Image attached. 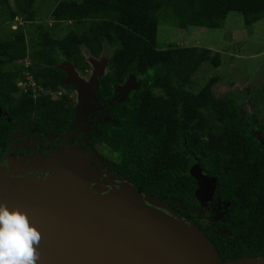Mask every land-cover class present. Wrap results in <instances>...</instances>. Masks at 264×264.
Listing matches in <instances>:
<instances>
[{
    "label": "trees",
    "instance_id": "1",
    "mask_svg": "<svg viewBox=\"0 0 264 264\" xmlns=\"http://www.w3.org/2000/svg\"><path fill=\"white\" fill-rule=\"evenodd\" d=\"M35 1L0 0V26L9 23L0 36V156L13 130L31 119L37 131H68L75 115L72 87L63 83L66 72L58 65L64 61L84 72L87 57L107 53L95 93L105 101L109 119L97 123L99 133L91 132L88 141L97 143L115 171L139 191L186 216L196 205L189 167L197 157L203 172L217 178L216 192L229 205L225 225L231 237H210L221 260L264 254V142L259 136L264 139V124L243 108L244 93L215 95L218 76L195 87L201 65L219 66L220 52L156 46L164 17H174L180 28H219L230 11H238L251 25L264 19V0H50L51 21L70 24L56 34V24L44 27ZM15 18L23 22L12 28ZM27 34L33 36L30 46ZM27 77L33 84L23 90L18 82ZM129 77L137 85L122 100L114 99L117 86Z\"/></svg>",
    "mask_w": 264,
    "mask_h": 264
},
{
    "label": "water",
    "instance_id": "2",
    "mask_svg": "<svg viewBox=\"0 0 264 264\" xmlns=\"http://www.w3.org/2000/svg\"><path fill=\"white\" fill-rule=\"evenodd\" d=\"M59 155V163L38 169L0 164V202L25 212L41 232L37 264H264V254L221 260L194 222L127 176L101 171L78 148ZM189 173L197 198L209 200L217 178L203 173L197 157Z\"/></svg>",
    "mask_w": 264,
    "mask_h": 264
},
{
    "label": "rangeland",
    "instance_id": "3",
    "mask_svg": "<svg viewBox=\"0 0 264 264\" xmlns=\"http://www.w3.org/2000/svg\"><path fill=\"white\" fill-rule=\"evenodd\" d=\"M34 4L38 7L39 19L46 21L44 27L56 24L57 26H54L56 29L53 28L55 34L57 32H63L67 27H70V24L67 22L54 23L51 21L49 18V9L53 6L52 1L36 0ZM22 22L21 18H15L11 23V27L15 28L17 25L22 24ZM8 24L5 25L3 23L0 26V36L8 31ZM32 38L33 36L31 34H27V43L29 46ZM171 44L180 46H201L220 52L221 64L219 66L213 67L208 62L201 65L193 77L195 87L204 85L211 76H218L219 80L214 85L215 95L223 97L231 92L244 93L246 97L242 102L243 108L249 112H256L259 120L264 124V19H259L251 25H246L240 12L230 11L222 27L208 28L190 25L186 28H180L176 24L174 17H164L159 20L157 25L156 46L157 48H165ZM83 52H85V49H83ZM84 54L86 55V53ZM87 58L88 69L84 72L77 71L64 61H61L58 65L66 72L65 83L72 87V89H68V91L72 105L76 111L73 124V130L75 131L73 132H81L83 136L87 135L89 131V127L87 126L88 121L86 119L89 112H91L93 108L95 109L98 107L100 109L104 107L105 102L96 95L95 90L98 77L106 71L105 62L107 53H102L98 58ZM18 85L24 90L28 85H32V82L30 78L27 77L26 80L19 81ZM136 85V80L133 77H129L124 84L117 86L114 99L122 100L128 90ZM259 91L261 93H259ZM58 94L59 92L57 95ZM94 102H96L97 105H95ZM18 135L19 133H16L12 136L11 140L13 143L10 145L7 152L3 154L1 159L5 156H9V151L15 149V147L18 146L17 143L26 140L25 137H23L25 140L19 139ZM259 136L264 142L260 134ZM71 137L72 134L66 133L58 138L54 144L57 146L60 144V146L58 151L52 153V155L56 153L55 155L49 156L52 157L50 161L47 160L49 157L46 158L37 153H35L36 155L30 153L19 162L27 164V166L35 165L38 167L46 166L47 164H56L59 163L60 160L59 152L61 148H78L83 150L91 162H93V165L112 172L110 156L106 153H102L97 143L90 147L86 144V141H84L83 147L80 148L78 144L68 145L65 143ZM32 150H35V148ZM16 153L17 152L14 154ZM31 155L34 156L31 157ZM19 166L25 167L22 165ZM212 209H215V211L220 210L218 204L214 203L213 205L210 201L201 203L197 200L195 207L190 213L191 218H189V220L194 223H213V214H209ZM221 233L227 238L231 237L227 231H222Z\"/></svg>",
    "mask_w": 264,
    "mask_h": 264
},
{
    "label": "flooded vegetation",
    "instance_id": "4",
    "mask_svg": "<svg viewBox=\"0 0 264 264\" xmlns=\"http://www.w3.org/2000/svg\"><path fill=\"white\" fill-rule=\"evenodd\" d=\"M69 98H70L69 101L72 104L70 95H69ZM101 100L104 101L103 99H101ZM94 103H95V105H97L96 102H94ZM93 109L91 110V112H89V114H88V116L86 118L87 121H88V122L87 121L86 122H87V126L89 127V131H88L87 135H85V136H83V133H81V132H79V133H74L73 132V131H75V130H73L74 118H73L72 122L68 126V131H66V130L65 131H59V130H56L54 128H49V127H45V128H42V129L37 131V130L34 129V123H33L32 119L28 122L27 125H20L18 128L13 130V132L11 134V137H10V142H9L8 147H7V150L9 149L10 145L13 143L12 140H11L12 136L15 135L16 133H19V135H18L19 139L23 140L24 139L23 137H25L26 140L24 139L25 141H23L21 143H17L18 146L15 147V149L9 151L10 155L7 156V157L5 156L6 158L4 157L3 159H1L3 154H5L7 152V150H6L0 156V164L7 165V163L10 162V168L15 169V170H21V169H24V170L26 169L27 170L29 168L38 169L40 167L35 166V165L27 166V164H23L22 162H19V161L22 158H24L25 156H28L30 153L34 154V155H36L35 153H37V154H40L41 156H45L46 158H48L49 156L52 155L53 152L58 151V148H59L60 144L57 146L54 143L58 140V138L60 136H62L63 134H66V133L72 134V137L65 142L68 145L78 144L79 147L82 148L84 141H86V144L88 146H90V147L93 146V144L88 141V137H89L90 133L93 132V131L95 133H99V129L97 127V123L102 124L103 122H105V121H107L109 119L108 111L106 109L105 103H104V107H102L100 109L98 107H96L94 109V111H93ZM74 112L76 114L75 109H74ZM74 117H75V115H74ZM14 131H16V132H14ZM34 148H35V150H32ZM15 152H17V153L14 154ZM34 155H31V157L34 156ZM110 164L112 165V172H109L106 169H102L101 167L99 169L101 171H103V172L107 171L109 175H112V174L122 175L121 173L115 171V169L113 168V163L111 162V160H110ZM19 165H22V166H25V167H21ZM197 200L200 201L201 203L206 202V201H201L198 198L196 199V201ZM207 201H210V203H213V205H214V203L218 204L220 210L219 211H215V209L214 210L212 209L209 212V214L210 213L213 214V216H212L213 223H210V222H206V223H204V222L203 223L202 222H195V224L204 232V234L209 239L213 235L214 236H216V235L217 236H222L224 238H227L221 232L222 231H227L229 233V231L227 229V225H225V223L227 222L228 218H230L229 212H228V207H229L228 202L220 198V196L216 192V188H215V192H214L213 196ZM194 207L195 206H193V208ZM192 209H190L189 214L187 216L186 215H182V214H180V215L185 216L186 218L189 219V218H191L190 217V213H191Z\"/></svg>",
    "mask_w": 264,
    "mask_h": 264
},
{
    "label": "clouds",
    "instance_id": "5",
    "mask_svg": "<svg viewBox=\"0 0 264 264\" xmlns=\"http://www.w3.org/2000/svg\"><path fill=\"white\" fill-rule=\"evenodd\" d=\"M41 240L25 212L0 202V264H37Z\"/></svg>",
    "mask_w": 264,
    "mask_h": 264
},
{
    "label": "built area",
    "instance_id": "6",
    "mask_svg": "<svg viewBox=\"0 0 264 264\" xmlns=\"http://www.w3.org/2000/svg\"><path fill=\"white\" fill-rule=\"evenodd\" d=\"M33 84V83H32Z\"/></svg>",
    "mask_w": 264,
    "mask_h": 264
}]
</instances>
